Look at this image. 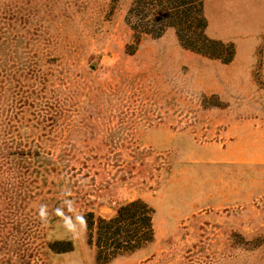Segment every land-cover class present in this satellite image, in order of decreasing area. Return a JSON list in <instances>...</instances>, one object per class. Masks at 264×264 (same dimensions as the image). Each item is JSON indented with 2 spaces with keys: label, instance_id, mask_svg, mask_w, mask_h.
<instances>
[{
  "label": "rangeland",
  "instance_id": "rangeland-1",
  "mask_svg": "<svg viewBox=\"0 0 264 264\" xmlns=\"http://www.w3.org/2000/svg\"><path fill=\"white\" fill-rule=\"evenodd\" d=\"M0 264H264V0H0Z\"/></svg>",
  "mask_w": 264,
  "mask_h": 264
},
{
  "label": "trees",
  "instance_id": "trees-1",
  "mask_svg": "<svg viewBox=\"0 0 264 264\" xmlns=\"http://www.w3.org/2000/svg\"><path fill=\"white\" fill-rule=\"evenodd\" d=\"M151 210L148 209V206L146 203L140 201V200H134L131 202H128L121 207L118 208L116 215L109 220V225L107 226L106 230L110 231L109 229H115L113 230L114 234H119L120 233V228L115 227L119 223L126 224L128 229L126 230L128 235L126 234L127 237V243H135L136 241H139L140 239L142 240V236H140V231L142 233L145 232L147 235L148 231L150 233L151 229ZM113 226H112V225ZM116 224V225H115ZM139 230V231H138ZM139 234V236H138ZM146 235H144L146 237ZM144 239V238H143ZM148 239V238H145ZM117 242L120 241V239H116ZM126 241V240H125ZM119 248L118 246H116Z\"/></svg>",
  "mask_w": 264,
  "mask_h": 264
},
{
  "label": "clouds",
  "instance_id": "clouds-1",
  "mask_svg": "<svg viewBox=\"0 0 264 264\" xmlns=\"http://www.w3.org/2000/svg\"><path fill=\"white\" fill-rule=\"evenodd\" d=\"M46 216V212L44 207H41L40 209V217L43 219ZM85 226H86V222H85Z\"/></svg>",
  "mask_w": 264,
  "mask_h": 264
}]
</instances>
